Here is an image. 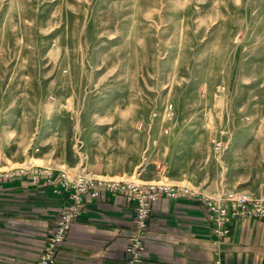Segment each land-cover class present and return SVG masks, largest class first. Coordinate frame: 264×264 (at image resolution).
<instances>
[{"label":"rangeland","instance_id":"obj_1","mask_svg":"<svg viewBox=\"0 0 264 264\" xmlns=\"http://www.w3.org/2000/svg\"><path fill=\"white\" fill-rule=\"evenodd\" d=\"M35 140L58 168L264 198V0H0V154Z\"/></svg>","mask_w":264,"mask_h":264},{"label":"crops","instance_id":"obj_2","mask_svg":"<svg viewBox=\"0 0 264 264\" xmlns=\"http://www.w3.org/2000/svg\"><path fill=\"white\" fill-rule=\"evenodd\" d=\"M35 143L38 151L26 153L25 146L15 154L2 151L0 169L30 161L52 165V140ZM137 175L144 181L158 177L144 171ZM66 202L65 191L31 184L25 176L0 178V264H32ZM132 216V205L119 195L86 197L85 208L53 264H123ZM213 236L201 200L189 195L163 197L153 206L139 264H211ZM221 248L226 264H264V217L234 221Z\"/></svg>","mask_w":264,"mask_h":264},{"label":"built area","instance_id":"obj_3","mask_svg":"<svg viewBox=\"0 0 264 264\" xmlns=\"http://www.w3.org/2000/svg\"><path fill=\"white\" fill-rule=\"evenodd\" d=\"M25 176L34 185L50 186L54 191H65L67 202L60 210L53 228L46 235V243L35 264H50L53 255L66 239L72 222L86 205V197L98 198L105 193L123 196L133 207V229L125 248L126 264H135L143 255V235L153 206L161 198L189 195L206 206V217L213 233L211 264H225L221 245L231 225L240 218H263L264 198H256L245 191L230 190L212 197L189 185L166 181L137 183L128 179L96 176L80 170L52 165L23 164L0 169V178Z\"/></svg>","mask_w":264,"mask_h":264}]
</instances>
